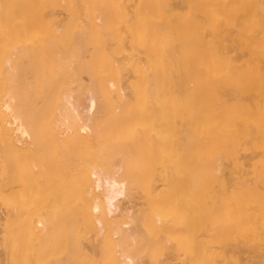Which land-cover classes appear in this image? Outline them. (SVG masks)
Wrapping results in <instances>:
<instances>
[{
	"label": "bare ground",
	"instance_id": "6f19581e",
	"mask_svg": "<svg viewBox=\"0 0 264 264\" xmlns=\"http://www.w3.org/2000/svg\"><path fill=\"white\" fill-rule=\"evenodd\" d=\"M35 1L1 0L0 140L23 155L46 126L55 144L74 143L76 171L63 179L71 196L51 197L76 218L54 219L49 201L40 226L17 221L36 240L28 247L0 209V264L32 252L35 264H70L84 236L79 219L97 233L72 264L103 253L108 264H145L136 249L142 225L174 241L160 264H264V0H88L85 19L70 15L63 31L51 19L54 36L46 25L54 16L43 12L50 3ZM31 34L50 35L48 47L27 44ZM5 179L0 172L8 197ZM138 194L146 197L141 215L120 204Z\"/></svg>",
	"mask_w": 264,
	"mask_h": 264
},
{
	"label": "rangeland",
	"instance_id": "374dc122",
	"mask_svg": "<svg viewBox=\"0 0 264 264\" xmlns=\"http://www.w3.org/2000/svg\"><path fill=\"white\" fill-rule=\"evenodd\" d=\"M42 0H36L35 1V4H36V6L38 5V4H40L41 5V3H39V2H41ZM46 1V0H45ZM56 1L57 0H55V2H54V0L52 1V0H47L46 2H49L50 3V6H48V8H46V6L45 5H43L44 7H45V9L46 10H43V12L45 11V12H47V10L48 11H51V13L53 14V16L54 17H52V15L50 16V18L48 19V21L50 22L49 24H46V25H48L47 27H49V25H50V27H51V29H50V27L49 28H47V29H50V31H52V33L50 34L51 36H52V34H53V36L55 35V33H54V31H53V26H51L52 24H54V23H52L51 24V21L53 20L54 22H56L58 25L57 26H61V25H63L66 21H67V19H68V17L70 16V15H75L74 17H77L79 20H84L85 19V17H86V14H85V16L83 15V14H81L83 11V9L85 8V3H86V7H87V5H88V0H77V2L79 3H81L82 4V6H80L79 7V11H80V13L78 12V10H76V7H77V2H76V0L74 1V0H67L68 2H71L72 4H73V6L74 7H71V5L70 6H68V5H66L67 6V8L68 7H71V9L69 8V10H71L72 11V13L70 12V11H68V9L66 8V6H63V5H65V4H67V3H65V2H67V1H65V0H61V2H63V5H57V3L60 1V0H58L57 1V3H56ZM130 0H127L126 2L128 3V4H126V6L128 7V5H129V2ZM10 2V1H9ZM61 2H60V4H61ZM74 2H76L77 4L76 5H74ZM42 3L43 4H46V3H44V1H42ZM51 3H53V6H51L52 4ZM0 4H1V0H0ZM81 4H78V6L79 5H81ZM131 4L133 5V3L131 2ZM42 6V5H41ZM131 6V5H130ZM38 7V6H37ZM43 7V8H44ZM39 8H41L40 6H39ZM74 8V9H73ZM78 8V7H77ZM132 9V7H129V9ZM10 10V9H9ZM13 9H11L10 11L13 13L14 12V10L12 11ZM74 10V11H73ZM11 12H9L10 14H12ZM44 12V13H45ZM71 14H70V13ZM49 13V12H48ZM81 14V15H79V14ZM84 13V12H83ZM17 14V15H16ZM20 14V13H19ZM17 12H15V15L14 14H12V15H14V17H18V19L17 18H14L13 19V16L12 15H10V16H12L10 19H11V22H13L15 19L17 20H15L16 22H14L15 23V25H16V23H18V25L21 23L20 22V20L22 19L23 20V18H24V16H23V18L21 17V15H19ZM69 14V15H68ZM50 15V14H49ZM48 15V16H49ZM20 16V17H19ZM27 17V16H26ZM71 17V16H70ZM40 18V17H39ZM38 18V16H37V19L39 20V22H38V20H37V22L35 23V27H37V25L41 22L40 21V19ZM72 18V17H71ZM13 19V20H12ZM28 19V18H27ZM30 19H31V16H30ZM52 19V20H51ZM35 20V19H34ZM99 20V19H98ZM33 21V20H32ZM31 20H29L28 21V23L30 24V22H32ZM43 21V20H42ZM52 21V22H53ZM35 22V21H34ZM33 22V23H34ZM70 22H71V19H70ZM14 23H13V26H15L14 25ZM23 23H27V22H24V20H23V22H22V25H23ZM33 23L32 24H30V25H33ZM45 23H47V22H45ZM45 23H43L44 24V27L46 26L45 25ZM68 23H69V21H68ZM28 24V26H30ZM37 24V25H36ZM67 24V23H66ZM12 25V24H11ZM22 25H21V27H22ZM12 26V27H13ZM17 26V25H16ZM24 26V25H23ZM25 26H26V24H25ZM22 27V28H28V27ZM54 26H56V25H54ZM64 26H69V25H64ZM20 27V26H19ZM31 27V26H30ZM29 27V28H30ZM41 27H43L42 25H41ZM63 26H61V28L60 27H58V29L60 28V29H62V31H63V28H62ZM18 28V27H17ZM38 28H40V26L38 27ZM69 28V27H68ZM68 28H67V30H68ZM14 29H15V27H14ZM31 29V28H30ZM32 29H34V26H33V28ZM55 29V28H54ZM57 29V28H56ZM59 29V30H60ZM65 29V28H64ZM67 30H64V31H67ZM60 32L59 34H61V35H64L65 33H67V32H65L64 34H63V32ZM49 32H46V34L47 33H49ZM33 33V32H32ZM28 34H30V32H28ZM42 34V33H41ZM44 34V33H43ZM46 34L45 35H43V36H46ZM27 35V34H26ZM25 35V36H26ZM32 35V34H31ZM29 35L30 37H31V39H30V37L28 38L29 40H27V36H26V40H25V37H22V38H24L23 39V42H22V39H20V42H22V43H24V44H26V42H27V44H29V42L31 41V40H34L37 44H39L41 41L43 42H41L42 44H43V47H48L47 45H48V41L51 39V38H49L48 39V37L50 36H48L47 35V37H45V39H48L47 41L44 39V37L42 36H40L39 38L38 37H33V36H35V35ZM40 35V34H39ZM67 35V34H66ZM38 36V35H37ZM50 36V37H51ZM65 36V35H64ZM32 38H34V39H32ZM65 38V37H64ZM38 39H42V40H38ZM24 40L26 41V42H24ZM47 42V44H46V42ZM130 41L131 40H129L128 39V41H126L127 43L126 44H128V45H130L131 46V44H132V42L130 43ZM35 42H30V45H32V43L34 44ZM56 42V41H55ZM58 42V41H57ZM22 43H18V45L19 44H21L22 45ZM36 43L34 44V46L36 45ZM40 43V44H41ZM44 43H45V45H44ZM23 44V45H24ZM26 44V45H27ZM50 44H52V40H51V42H50ZM20 45V46H21ZM26 45H24V46H26ZM128 45H126L127 47H130V46H128ZM33 46V45H32ZM30 47V48H28L29 49V51H30V49H31V51H33V49L32 48H35V47ZM50 46V45H49ZM18 47V46H17ZM29 47V46H28ZM24 48V47H23ZM22 50H24V49H22ZM27 50V49H26ZM25 50V51H26ZM36 50V49H35ZM56 49H54V50H50V54L52 55V51H55ZM13 51V50H12ZM14 53H13V55H16V52H15V50L13 51ZM27 52V51H26ZM17 53H18V51H17ZM22 54L24 53V52H21ZM55 54V53H54ZM17 56V55H16ZM22 56H24V55H21V57ZM53 57V55L51 56V58ZM25 58H28V57H25ZM54 58V57H53ZM26 60V59H25ZM5 65V64H4ZM115 66L118 68V71L121 69V64L118 62V61H116L115 62ZM4 67V66H3ZM129 72V73H128ZM127 73H128V75L130 76V74L132 75V73H130L131 71H128ZM82 75H84L83 77H85V78H87V75L88 74H82ZM127 75V76H128ZM73 84H75V83H73ZM86 102V101H85ZM85 104H87V102L85 103ZM85 104H82L81 105V108H83L84 107V105ZM46 128V129H45ZM75 129H79L80 130V128L78 127H75ZM44 130V131H43ZM49 127H48V130H47V127L46 126H41V127H39L38 129H37V138H33V139H31V143L27 146V150L25 151V152H22L23 153V155L21 154V153H15V152H13V151H11V149L8 147V143L4 140V138L2 137V139L3 140H0V141H2V143L4 144V143H6V147L8 148V150H7V148L5 147H2V145L0 146V172L2 173V175H4L7 179H5L6 181L4 182V184H6V186H5V188H6V191H7V189L9 190V192L7 191V193H10L9 195H8V197H10V199L8 198V197H6V195L4 194V190L5 189H3V193H0V209L1 210H4V212L6 213V214H9V215H11L12 216V219H13V221L15 222V220H16V222L15 223H17V221L22 225V223H27L26 225H25V228L22 226V228H21V225H19L18 226V224L19 223H17V226H15V227H17V228H15L14 229V227H13V233H17V234H19V231H20V229L19 228H21L22 230V232L24 233L25 232V234H24V236H23V241L24 242H26V244H27V246L28 247H30V245H31V247H32V245H33V247H35V245H36V240L35 239H30V238H34L33 237V235H31V237H29V234H27V231H25V230H27L28 229V227L29 228H35V227H37V226H40L39 224H36V223H38V222H36L37 221V218L39 217H42L43 215L45 216V214H46V212H48L47 211V209L48 210H51V208H52V211L53 210H55V211H53V212H56L55 214V218L53 217L54 215L53 214H51L50 216H48V218L49 219H51L52 217L54 218V219H57V217L58 218H62L63 216H66V214L67 213H70V215H71V217H72V220L74 219V218H76V217H74V213H73V210H72V206H70V205H68V203H67V201H66V203L67 204H63L64 203V201H62V202H59L60 204H55L54 202H52V197L51 196H53V190L55 191V190H57L58 191V195L56 194V196H57V198H58V196L60 197L61 195L63 196V191H64V196L63 197H65V196H68V197H70L71 195H70V180H71V176H72V173H70V172H72L73 170H74V166L75 165H73V164H76V163H74V160H75V162H77L76 161V159H75V156H74V154H75V150H77V149H74V143L70 140V139H68V138H66V141L65 142H63V143H65V145L64 144H61L62 142H60V139H58V138H56V143L57 144H55V139H53L52 140V135L49 133ZM43 132V133H42ZM45 134V135H44ZM83 134H88V132H86V131H84V133ZM42 135V136H41ZM49 135V136H48ZM45 137V138H44ZM55 138V137H54ZM0 139H1V136H0ZM46 139V140H45ZM49 139H51V140H49ZM58 140H59V142H58ZM30 141V140H29ZM54 142V143H53ZM94 143V146H99V144H96L95 142H93ZM1 144V143H0ZM54 145H56V146H54ZM61 145V146H60ZM5 146V145H4ZM83 145H81V147H80V150H82L81 152L82 153H84L85 154V150H84V148L82 147ZM9 151V152H8ZM109 150H105V152H108ZM8 152V155L6 154V153ZM84 154H83V156H84ZM11 157H13V159L11 158ZM77 160H78V158H77ZM73 163V164H72ZM55 166H54V165ZM79 164V163H78ZM53 167V169H52V167ZM57 166V167H56ZM7 169H6V168ZM75 167H77V166H75ZM17 168V169H16ZM50 168V169H49ZM72 170V171H71ZM7 171V172H6ZM22 171L23 172H25L24 174H22ZM74 171H76V169L74 170ZM12 172H13V174H12ZM62 172H65V174L64 173H62ZM67 172V173H66ZM71 174H69V173ZM60 173H62L61 174V176H60ZM74 174H76V172H73ZM67 174H69L68 176H69V178H70V180L69 179H65V180H63L64 178H65V175H66V178H68L67 177ZM62 175H64V176H62ZM74 176V175H73ZM75 177V176H74ZM59 178V179H58ZM72 179H74L73 177H72ZM58 180V181H57ZM60 180V181H59ZM67 180H69V184H67L68 183V181ZM75 180V179H74ZM73 182V181H72ZM160 180H158L157 181V183L158 184H160ZM59 183V184H58ZM58 184V185H57ZM69 185V186H68ZM73 186V183L71 184V187ZM16 187V188H15ZM65 187V188H64ZM11 188V189H10ZM69 188V189H68ZM136 188H138V187H135V188H133L132 190H136V191H140V192H142L145 196H146V194L143 192V190L141 189V190H138V189H136ZM64 189H66V190H69L68 191V193H67V195L65 194V190ZM1 191V190H0ZM61 191V192H60ZM12 192V193H11ZM61 194H60V193ZM14 193V194H13ZM52 193V194H51ZM55 193H56V191H55ZM60 194V195H59ZM70 196H69V195ZM143 194H138V195H136L135 197H133V199L132 200H129L128 198H126V199H121V202H120V204H121V206L123 207V206H126V205H130V204H133V205H135V214L136 215H141L142 214V207H145L146 206V204L144 205V201H145V199H146V197L143 195ZM19 196V197H18ZM48 196V197H47ZM17 197V198H16ZM22 197V198H21ZM45 197V198H44ZM63 197H61V198H63ZM15 200H13V199ZM21 198V199H20ZM60 198V199H61ZM66 198V197H65ZM72 198V197H71ZM59 199V198H58ZM20 200V201H19ZM45 202H44V201ZM42 203H44V204H42ZM49 201H51V203L49 202ZM47 202V203H46ZM146 202H147V200H146ZM49 203H50V205L52 206V207H50V206H48L49 205ZM46 204V205H45ZM54 204V205H53ZM61 205L62 206H65L64 208H62L61 207ZM68 205V206H67ZM40 206H41V208H40ZM43 206H45V207H43ZM59 206V207H58ZM54 207H56V208H54ZM45 208V209H44ZM17 210V211H16ZM41 210V211H40ZM44 210H45V212H44ZM45 214H44V213ZM50 212V211H49ZM48 212V213H49ZM19 213V214H18ZM18 214V215H17ZM14 215H16V216H14ZM47 215H49V214H47ZM21 217L23 218V220H22V222L20 221L21 220ZM153 217H154V219L156 220L157 219V214L156 215H153ZM38 218V219H39ZM52 218V219H53ZM25 219V220H24ZM32 219H33V221H35V219H36V221L33 223V221H32ZM26 220H28V221H26ZM85 223H86V225L84 224V221H83V219L81 220V219H79V221H78V224H77V227L79 228V230H81V231H83V233H84V236H77V239H76V241H75V244H73V246H72V248H73V254H72V259L69 257V259H68V261L70 262V264H72L75 260H77V259H79L78 260V262H80V263H82L83 262V255H84V253L83 252H80V249H81V245H82V243L83 242H86V240H87V236H89V235H95L96 233H97V229H96V226H94V223H92V222H88V221H85ZM27 226V227H26ZM35 226V227H34ZM23 229H25V230H23ZM20 231V232H21ZM21 232V233H22ZM17 234H15V235H17ZM33 234V233H32ZM27 237L29 238V239H27ZM139 238H140V240L136 243V249H137V251L140 253V256H141V258H142V260H143V262L145 263V264H160V261L165 257V255H166V252L168 251V250H171L172 248H173V246L175 245L174 244V241H168L166 238H165V236H161V237H159L157 234H155V235H153L150 231H148L147 230V228L145 227V226H141V228H140V236H139ZM30 242H29V241ZM30 244V245H29ZM138 247V248H137ZM32 252V251H31ZM246 252V251H245ZM263 252H264V250H263ZM32 254H34V252H32L31 253V255H30V253H29V255H23V254H21L20 253V258H21V260H19V256L18 255H14V259H16L17 261V264H35V254L34 255H32ZM251 253L249 252V251H247L246 253H245V255H250ZM16 256V257H15ZM23 256V257H22ZM183 258H184V256L183 255H180V251H179V253L178 252H176L175 253V258H174V260L175 261H177V262H180V261H183ZM14 263V262H13ZM84 264H108V259H107V257H106V254L105 253H103V254H100V255H98V256H95V257H93L92 259H90V260H87V261H85V263Z\"/></svg>",
	"mask_w": 264,
	"mask_h": 264
}]
</instances>
